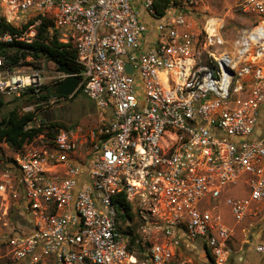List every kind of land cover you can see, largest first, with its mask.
<instances>
[{
    "label": "built area",
    "instance_id": "obj_1",
    "mask_svg": "<svg viewBox=\"0 0 264 264\" xmlns=\"http://www.w3.org/2000/svg\"><path fill=\"white\" fill-rule=\"evenodd\" d=\"M156 1L0 0L20 28L0 41L29 44L51 19L99 115L94 127L57 129L1 161L3 213L18 218L7 238L14 264H193L185 251L196 244L223 264L234 229L218 204L245 229L264 219V134L253 137L264 105V0H239L255 18L230 42L217 20L196 30L197 0L160 17ZM26 70L0 71V95H38L44 78ZM240 182L245 195H225ZM136 206L160 239L140 253L121 232Z\"/></svg>",
    "mask_w": 264,
    "mask_h": 264
},
{
    "label": "rangeland",
    "instance_id": "obj_2",
    "mask_svg": "<svg viewBox=\"0 0 264 264\" xmlns=\"http://www.w3.org/2000/svg\"><path fill=\"white\" fill-rule=\"evenodd\" d=\"M238 3L239 0H197L196 9L198 15L193 17L192 24L195 26L196 30H200L207 21L217 20L218 23L222 25L221 33L224 39L230 42L237 34L246 29L255 18L252 15L242 13L238 8ZM140 12H142L141 9ZM5 13L4 7H0V17L5 18ZM18 23L19 22L15 20L10 24L17 27ZM29 62L34 63L36 67L26 64ZM27 68L40 70L44 78V86L41 91V95L43 96H48L49 91L54 88L63 77L62 74L58 73L57 68L46 59H40L38 61H32L30 59L21 60L16 66L3 67L0 71L20 70L28 72L26 70ZM27 97V95H4L2 99L5 105L0 110V118L13 108L17 109L20 113L34 112V119L28 126H40L43 128L41 134L22 146L20 150L23 152L36 148L41 140L45 141L49 139L45 133L48 131L55 133L58 129V127L48 128L52 123L62 125L66 128H72L79 124L84 127H94L98 123L99 115L97 110L93 103L82 94L81 89L72 96L66 98L49 96L44 100L37 101L36 99L28 100ZM13 151L14 150L5 143H0V166L2 160L13 155ZM232 189H234V191L228 193L230 196L245 195V190L243 191L244 185L241 183H237ZM3 207L0 197V264H14L10 259L7 238L11 233H14L13 231L18 230V218L12 209L5 215L3 213ZM217 213H219L228 226L232 227L233 220L226 207L222 204H218ZM131 216L128 224H122L121 232L130 250L140 253L151 243L157 242L160 239L153 230L148 229V225L145 224V219L143 218L146 217L147 219V215L141 214L138 206L131 212ZM132 240L133 242H131ZM185 256L193 264H212L209 255L203 251V248L199 244H197L195 249L190 248V250H186ZM231 256H233V253Z\"/></svg>",
    "mask_w": 264,
    "mask_h": 264
},
{
    "label": "trees",
    "instance_id": "obj_3",
    "mask_svg": "<svg viewBox=\"0 0 264 264\" xmlns=\"http://www.w3.org/2000/svg\"><path fill=\"white\" fill-rule=\"evenodd\" d=\"M178 0H157L154 3L155 16L160 17L164 14V10L170 4H177ZM26 25H23L21 29H25ZM20 28L11 25L6 22L3 17H0V35L6 33L13 35L19 33ZM30 58L32 61H38L40 59H46L51 62L56 68V64H64L67 68L71 69L73 73H79L80 68L75 62V49L70 45L63 44L58 40V34L53 30V22L51 19L42 18L40 24L36 28V38L31 43H23L15 40L9 42L0 41V69L3 67L16 66L21 60ZM30 66H34V63H26ZM80 90L77 89L76 92ZM75 92V93H76ZM20 95H27L28 100L41 101L46 97L53 96L61 98L53 93V88L49 91L48 96L41 95V92L36 95L32 89H27ZM5 103L0 95V110L4 107ZM34 119V112L20 113L17 109H10L2 118H0V143H5L13 150H20L22 146L34 137L41 134L43 128L28 127V124ZM58 127L66 128L62 125L52 123L48 128ZM57 131V130H56ZM48 138L53 136V132L45 133ZM123 208L129 212V206L121 203ZM133 242V240L131 241Z\"/></svg>",
    "mask_w": 264,
    "mask_h": 264
},
{
    "label": "crops",
    "instance_id": "obj_4",
    "mask_svg": "<svg viewBox=\"0 0 264 264\" xmlns=\"http://www.w3.org/2000/svg\"><path fill=\"white\" fill-rule=\"evenodd\" d=\"M263 134H264V105H262L260 108L258 123H257V127H256L253 137L261 136ZM244 190L246 194L247 189L245 185H244L243 191ZM233 191L234 189L230 187L225 192V195H229L228 193L233 192ZM260 210L264 216V201H263V204L260 206ZM259 223H260L259 226L257 225L255 228L250 229V230L245 229L244 224L237 225L233 223L232 227L234 230H233V238L231 241V248H232L233 256H230L228 262L225 264H264V254H258L254 251L255 244L262 243L264 245V219L263 217H262V221H260ZM195 247H197V244L192 248L195 249Z\"/></svg>",
    "mask_w": 264,
    "mask_h": 264
},
{
    "label": "water",
    "instance_id": "obj_5",
    "mask_svg": "<svg viewBox=\"0 0 264 264\" xmlns=\"http://www.w3.org/2000/svg\"><path fill=\"white\" fill-rule=\"evenodd\" d=\"M56 66L58 73L63 74L64 78L54 86L53 93L62 98L70 97L76 92L80 79L66 65L56 64ZM126 70L132 73L129 65H126Z\"/></svg>",
    "mask_w": 264,
    "mask_h": 264
},
{
    "label": "bare ground",
    "instance_id": "obj_6",
    "mask_svg": "<svg viewBox=\"0 0 264 264\" xmlns=\"http://www.w3.org/2000/svg\"><path fill=\"white\" fill-rule=\"evenodd\" d=\"M231 254H232V253H231ZM231 254L227 257V259L225 260V263L228 262V260H229V258H230V256H231ZM225 263H223V264H225Z\"/></svg>",
    "mask_w": 264,
    "mask_h": 264
}]
</instances>
